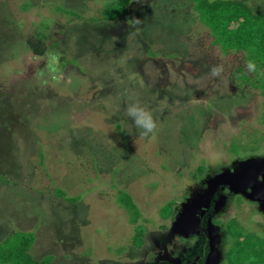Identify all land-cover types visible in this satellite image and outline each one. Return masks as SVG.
Returning a JSON list of instances; mask_svg holds the SVG:
<instances>
[{
    "label": "rangeland",
    "instance_id": "rangeland-1",
    "mask_svg": "<svg viewBox=\"0 0 264 264\" xmlns=\"http://www.w3.org/2000/svg\"><path fill=\"white\" fill-rule=\"evenodd\" d=\"M108 1L0 0V242L31 233V256L52 264H178L204 234L207 264H219L230 220L264 239V97L233 78L239 58L211 47L190 1L132 0L105 21ZM246 1L264 12V0ZM37 35L42 57L26 43ZM136 101L156 121L147 137L127 115ZM119 192L137 205L136 224Z\"/></svg>",
    "mask_w": 264,
    "mask_h": 264
},
{
    "label": "trees",
    "instance_id": "trees-1",
    "mask_svg": "<svg viewBox=\"0 0 264 264\" xmlns=\"http://www.w3.org/2000/svg\"><path fill=\"white\" fill-rule=\"evenodd\" d=\"M193 4V10L197 19L209 30L212 39L211 47H219L226 55H236L239 63L235 64V69L231 75L234 79L248 86L261 91L264 97V12L254 11L246 0H188ZM132 0H111L105 3L102 9V19L105 21H117L125 17L129 12ZM25 4L23 8H28ZM58 12L70 16L78 15L72 11ZM46 37L37 35L27 39V46L32 51L34 57H42L47 53ZM58 44V43H54ZM153 55V54H151ZM154 56V55H153ZM241 58V59H240ZM254 59L257 64L256 72L247 69V61ZM121 134L120 126L117 127ZM236 145H232L231 152L235 155L239 151L234 150ZM237 147V146H236ZM207 173L205 166H199L196 177L202 179ZM7 183V182H6ZM223 190L230 194L231 186L224 185ZM57 196L68 204H75L80 197L68 198L61 190H57ZM231 196V195H230ZM218 201V196L215 197ZM117 203L127 210L130 222L136 224L140 220V212L133 199L125 192H119ZM235 203H242L241 196L235 197ZM174 202L170 201L160 210V214L168 218L174 213ZM216 203L209 206V212L201 220L202 226H206L209 216L213 213ZM220 225L218 222H213ZM226 231L230 234L229 248L224 253L220 264H264V239L260 235L244 230L236 221L230 220L226 224ZM145 228L137 226L132 239L133 247L141 249L146 245ZM34 245V235L31 233L17 232L16 235L8 237L0 242V264H52V255L40 260L34 259L29 253ZM208 241L201 238V247L189 253V264L198 256L206 257L208 253ZM125 248L117 251L118 254L125 252ZM203 260V258H202ZM187 264V263H185ZM200 264H203L202 262Z\"/></svg>",
    "mask_w": 264,
    "mask_h": 264
},
{
    "label": "clouds",
    "instance_id": "clouds-1",
    "mask_svg": "<svg viewBox=\"0 0 264 264\" xmlns=\"http://www.w3.org/2000/svg\"><path fill=\"white\" fill-rule=\"evenodd\" d=\"M129 23L133 26L138 25L141 23V20L139 18H132L129 20ZM247 69L250 72H256L257 70V64L254 59H250L247 61ZM223 66L222 65H214L211 68V71L209 73L212 77H218L223 72ZM264 75V73H261ZM127 115L132 118L137 128L142 129V135L147 137L149 134H154L156 130V121L153 118L152 113L142 107L139 103V101H136L134 103H131L127 107Z\"/></svg>",
    "mask_w": 264,
    "mask_h": 264
},
{
    "label": "flooded vegetation",
    "instance_id": "flooded-vegetation-1",
    "mask_svg": "<svg viewBox=\"0 0 264 264\" xmlns=\"http://www.w3.org/2000/svg\"><path fill=\"white\" fill-rule=\"evenodd\" d=\"M212 215V214H211ZM211 216H209V218H210ZM204 218V217H203ZM201 223V222H200ZM214 224V223H213ZM214 225H217V224H214ZM218 226V225H217ZM207 229V224H206V226H202V231L203 232H205V230ZM201 238H206L205 236H204V234H202V237L201 236H198L197 237V240L195 241V243H193L192 241H190L191 242V245L189 246L190 247V249L189 250H187L185 253H186V255L184 254V255H182V259L179 261V263L178 264H185V263H187V264H189L190 263V261L188 260V258H189V253H193V250L194 249H196V248H200L201 247ZM207 239V241H208V244H209V247H208V253H207V256L204 258V257H202V256H198V257H195V259H193V262L191 263V264H200L201 262L203 263V264H207V261L209 260V258H210V256H211V254H212V251H213V246H214V243H213V241L209 238H206ZM183 241V243H186V241L185 240H182ZM187 245V244H186ZM202 258H203V260H202ZM221 261H222V259H221ZM220 261V262H221ZM220 262H219V264H220Z\"/></svg>",
    "mask_w": 264,
    "mask_h": 264
}]
</instances>
